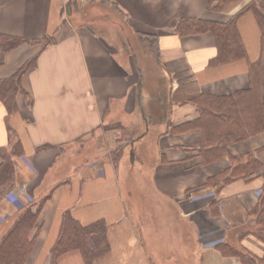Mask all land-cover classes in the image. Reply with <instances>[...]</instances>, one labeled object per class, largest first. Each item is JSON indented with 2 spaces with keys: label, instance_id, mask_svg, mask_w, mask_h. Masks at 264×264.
I'll use <instances>...</instances> for the list:
<instances>
[{
  "label": "crops",
  "instance_id": "0c3cea01",
  "mask_svg": "<svg viewBox=\"0 0 264 264\" xmlns=\"http://www.w3.org/2000/svg\"><path fill=\"white\" fill-rule=\"evenodd\" d=\"M67 1L0 0V33L27 40L0 51V79L35 56L21 75L26 96H16L17 111L8 120L24 153L14 158L12 191L33 201L49 193L29 234L36 238L24 264H50L64 212L82 224H109L110 249L95 264H162L165 257L167 264H241L224 255L219 242L263 255L250 210L264 180V131L228 144V156L201 164L193 149L201 130L179 128L198 115L190 98L247 88L248 64L257 60L264 101V42L251 11L237 19L246 57L218 64L209 63L216 55L212 33L180 35L175 29L187 18L226 22L252 0H229L220 10L210 9V0H103L116 17L105 20L107 29L94 23L99 18L94 24L73 21ZM45 37H52L47 45ZM5 114L0 102V147L8 143ZM118 150L121 156L113 160L110 154ZM247 154L261 163L252 175L217 190L205 184L230 166L229 155ZM142 188L166 203L174 229L144 232L134 194ZM193 189L212 198L185 199ZM128 210L140 218L138 225ZM17 212L11 199L0 202V239ZM258 218L264 221V213ZM149 237L163 246L161 258ZM58 264L84 261L71 251Z\"/></svg>",
  "mask_w": 264,
  "mask_h": 264
},
{
  "label": "trees",
  "instance_id": "16d2710c",
  "mask_svg": "<svg viewBox=\"0 0 264 264\" xmlns=\"http://www.w3.org/2000/svg\"><path fill=\"white\" fill-rule=\"evenodd\" d=\"M66 3L70 7V2ZM229 0H210L212 10L224 8ZM251 11L260 30V40L264 42V3L252 0L226 22L211 21L202 18L182 19L176 25V32L188 35L200 32L212 33L216 55L209 62L218 64L225 61L246 57V51L237 27V19L244 12ZM52 37H45L47 45ZM27 40L0 33V51L12 49ZM35 62V56L24 62L12 75L0 79V102L5 108V120L8 123V143L0 147V202L15 184L14 158L23 156V147L16 137V132L9 126L10 116L17 111L16 96L26 92L21 86V75ZM249 85L230 95L200 93L189 99L197 107L198 115L181 124L179 128H198L201 130L200 142L193 147L201 164H209L221 157L228 156V144L264 131V101L261 96V63L259 60L248 64ZM122 150L121 148H119ZM113 160H117L122 151ZM231 164L224 170L211 175L205 184L215 190L238 178H247L261 167L253 154L230 156ZM264 178V173H263ZM49 197V193L39 200L31 197L22 199L15 196L12 200L18 209L16 216L9 222V227L0 239V264H24L35 243L36 236L29 234L37 221L38 212ZM27 200V201H26ZM216 210L215 201L211 204ZM256 217L257 226L253 233L264 242V221L258 217L264 213V180L262 190L255 206L250 210ZM0 218V222H3ZM4 224V223H3ZM109 224L100 219L82 224L69 212H64L55 242L50 248V264H58L59 258L71 251H78L84 264H95V260L110 249L108 238ZM216 246L224 255L239 258L241 264H264V254L256 256L246 250H238L227 242Z\"/></svg>",
  "mask_w": 264,
  "mask_h": 264
},
{
  "label": "rangeland",
  "instance_id": "374dc122",
  "mask_svg": "<svg viewBox=\"0 0 264 264\" xmlns=\"http://www.w3.org/2000/svg\"><path fill=\"white\" fill-rule=\"evenodd\" d=\"M69 5H71L69 7V11H71L70 16L72 17V20L76 22H82L83 24H89V22L93 23L94 19L99 18L101 20L96 21L94 23L100 22V25L98 26H106L107 29L109 27L107 25L108 23H106L105 20H107V18L115 17L113 16V14H115L112 10L113 8L103 0H72ZM116 154L118 153L117 152L113 153L112 151L110 154L111 158L114 159L113 156H115ZM143 163L147 164V160H144ZM131 164H134V161L131 162ZM142 186L143 185H141V187ZM135 191L136 192H134V194L137 193L138 196L137 207L139 208L143 216L142 218L143 226H144L143 230L144 232L147 233L148 236H152V234L153 236H155L154 233L156 232H163L167 230L170 231L174 229V223L170 216L171 212L167 208L165 202H163L162 200L157 201L156 199H154V197L152 198L151 193L147 190L144 191V188ZM198 194H200V196H202L203 198L205 197L207 198V195L209 196L208 199L212 198V195H209L210 194L209 191H204L199 189L190 190L186 192V194L184 195H185V199L193 200ZM15 196H16L15 193L12 190L11 191L9 190L4 195V198L13 200L15 199ZM27 200L29 199L27 198ZM128 208H130V206L127 202V209ZM128 213L130 217L133 218V220L138 225L140 218H137L138 216L136 217L134 213L131 214L130 210H128ZM151 239H152L151 237H149L148 239L149 246H151V248H154V250L156 251L155 256L157 258L159 257L161 258L162 255L159 256L160 254L159 251L162 250L163 246L160 244L159 240L157 239L151 240ZM152 242H154L155 244H153ZM162 242L165 245L167 244V241L166 240L164 241V239L162 240ZM146 243H147V239L143 237V244ZM162 264H167V257L164 258ZM191 264H195V261L193 259H191Z\"/></svg>",
  "mask_w": 264,
  "mask_h": 264
}]
</instances>
